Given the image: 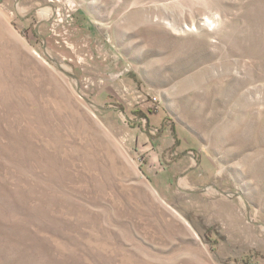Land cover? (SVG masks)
<instances>
[{
	"label": "rangeland",
	"instance_id": "374dc122",
	"mask_svg": "<svg viewBox=\"0 0 264 264\" xmlns=\"http://www.w3.org/2000/svg\"><path fill=\"white\" fill-rule=\"evenodd\" d=\"M0 264H264V0H0Z\"/></svg>",
	"mask_w": 264,
	"mask_h": 264
},
{
	"label": "trees",
	"instance_id": "16d2710c",
	"mask_svg": "<svg viewBox=\"0 0 264 264\" xmlns=\"http://www.w3.org/2000/svg\"><path fill=\"white\" fill-rule=\"evenodd\" d=\"M145 117H147V116H145ZM148 118V117H147Z\"/></svg>",
	"mask_w": 264,
	"mask_h": 264
}]
</instances>
